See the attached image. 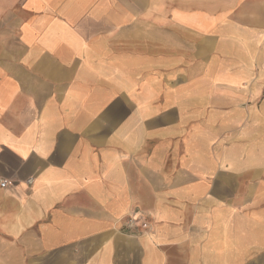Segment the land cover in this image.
<instances>
[{
	"label": "crops",
	"instance_id": "crops-1",
	"mask_svg": "<svg viewBox=\"0 0 264 264\" xmlns=\"http://www.w3.org/2000/svg\"><path fill=\"white\" fill-rule=\"evenodd\" d=\"M238 1L0 0V264H229L259 235L264 0Z\"/></svg>",
	"mask_w": 264,
	"mask_h": 264
},
{
	"label": "rangeland",
	"instance_id": "rangeland-1",
	"mask_svg": "<svg viewBox=\"0 0 264 264\" xmlns=\"http://www.w3.org/2000/svg\"><path fill=\"white\" fill-rule=\"evenodd\" d=\"M196 1L197 2L194 3L196 7H203L202 3L199 2L201 0ZM207 3L211 4L210 7L213 11L215 10V12L224 4L228 9V12L232 14L233 19H239L242 21L247 19L246 16L239 15L236 17V14H243L245 11L250 12L253 9V3L251 4L249 1H245V3H243L239 2L238 0H208ZM262 5L259 4V6ZM252 22L253 20L249 21L250 25ZM139 90L141 91V89ZM215 92L222 94L219 90H216ZM213 141L215 142V138H213ZM263 161L264 160L260 161L258 165H261V169L264 172ZM249 172L250 170H246L244 187L247 189V185L250 183H255V185L259 186L257 188V192H255L253 195V197H256L253 198L251 194L248 196V194L244 191L237 194V196H239V200L242 201H244L243 199L245 197H251L247 202L243 203L241 214L246 221V229L250 225V219L253 217L256 218L257 222L254 224L253 228L259 232V235L257 233V236H239V239H237V241L239 240L238 246L236 247L235 243L230 249V252H235V254L238 252L240 255L229 257V264H264V174H262L261 177L251 178ZM252 180H254V182ZM239 183L241 182L239 181ZM231 243H233L232 240Z\"/></svg>",
	"mask_w": 264,
	"mask_h": 264
},
{
	"label": "built area",
	"instance_id": "built-area-1",
	"mask_svg": "<svg viewBox=\"0 0 264 264\" xmlns=\"http://www.w3.org/2000/svg\"><path fill=\"white\" fill-rule=\"evenodd\" d=\"M7 183H8V182H7L6 179H1V180H0V186H1V187L6 186ZM136 220H137V218L130 217V218H129V221H128V223H127V225H128V226H132V224H133L134 221H136ZM140 225H141L142 227H146V226H147V222H146V221H141V222H140Z\"/></svg>",
	"mask_w": 264,
	"mask_h": 264
}]
</instances>
